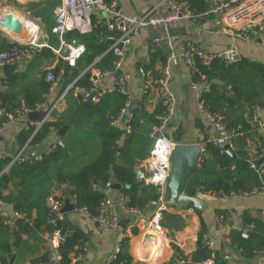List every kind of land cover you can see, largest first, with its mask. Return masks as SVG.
Returning a JSON list of instances; mask_svg holds the SVG:
<instances>
[{"label":"crops","instance_id":"1","mask_svg":"<svg viewBox=\"0 0 264 264\" xmlns=\"http://www.w3.org/2000/svg\"><path fill=\"white\" fill-rule=\"evenodd\" d=\"M154 1L115 0V3L126 13L141 15L148 10ZM14 3L0 0V18L9 12L14 14L19 18L22 31L19 35H14L10 30L0 26V51L13 42L15 37L21 36L31 41L28 46L30 48V55L23 62L11 64L7 73H4L3 66L0 67V93L3 94L5 101L11 104H24L25 95H29L32 98L38 97L49 107L62 93L64 79L61 75L54 90L47 98H44V93L41 89L44 74L46 70L54 69L60 61H62V69L60 71L62 74L64 67L62 56L66 54L68 45L73 40L76 44L81 45V43L78 42L76 32L66 33L62 41L50 32V27L54 23L55 11L60 0H25L19 4ZM176 29L172 35H169L172 44L171 49L165 47L163 44L155 48L153 40L160 35L161 31L160 29H150L142 31L126 51L122 71L130 75L128 91L131 95L132 102L135 104L134 106L141 107L147 114H152L161 107V100L154 83L158 68L166 62H163L159 57L160 54L164 55L167 60L170 53H176L186 40L195 41L208 52L234 47L239 51L241 56L264 63V31L257 37H253L248 33V39H244V32L241 25L228 26L221 16L214 15L192 20H181L176 26ZM150 53L154 56L152 61ZM148 56L150 57V62L147 63L146 59ZM82 59L83 56L77 59L78 66H74V68L77 69L78 76L73 78L69 84L76 81L87 69L91 71V79L94 78L97 69L92 64L86 65ZM139 67L144 68V75L138 73ZM72 70L69 68L67 77L71 75ZM116 78L115 73L101 77L96 80V85L97 87L111 85L116 81ZM189 82L190 76L185 69L183 61L177 59V63L171 68L170 81L171 90L176 98V107L175 113L168 124L167 133L173 137L179 136L177 141L180 144H185L194 137H196V142H198L200 139L214 134L213 128L209 125L203 112L199 108L196 95L189 87ZM219 89L228 97L232 96L235 91L234 86L230 87L229 84L224 88L221 82H219ZM78 92H82V89L72 86V89L58 102L48 120V122L53 124L49 127V132L46 137L40 142H30L32 133H30L24 143L19 142L18 135L21 132L23 133L24 131L26 132L32 129L27 115L7 122L0 132V157L2 159H10L22 147H25V155H42V153L49 151L57 143L64 145L65 141L68 140L73 143L79 142L76 145L77 152L81 150L80 142L85 144L86 149L84 154H82L84 158L80 156L72 163L71 168H76L79 164L86 163L84 162L85 160L89 161L94 158L97 155L100 142L98 132L93 128L95 124L94 119L88 121L87 128L84 129H73L67 125L56 129L54 126V123L61 122L64 117L63 115L72 109L76 99L75 93ZM228 113L230 118L242 116L248 119L250 115V111L244 103L234 104ZM260 117L264 122V109ZM118 126L121 129H125L123 123L118 124ZM149 127L151 129L152 125ZM60 129L64 131L62 135L58 133ZM258 134L261 136V141H263L264 124L258 128ZM261 141L257 139V136H253L247 140L245 149L250 156L255 154ZM147 155L143 158H140V155L135 156L134 165L143 163ZM209 157L210 152L207 159ZM230 171L233 175V166L230 168ZM44 188L46 192L49 190L46 202L51 197L56 196L57 185L52 178L45 180ZM34 191L36 195L39 189L36 187ZM18 192H20V187L17 179L10 182L3 191L4 195L8 193L18 194ZM106 194L114 201L115 213L123 224L117 229L98 230L95 223L88 216L74 213L72 210L66 212L61 211L63 217L70 225L83 230L85 233V238L79 242L85 240L88 243V250L80 264H104L105 260L114 254L115 247L121 241L124 232L129 235L126 251L130 254L131 260L134 263L139 262L140 258L149 260L147 264H156L160 261L175 259L171 244L177 246L181 253L187 257L195 250L197 234L201 226L200 218L196 211H191L189 208L170 207L167 205L168 207L165 212L167 215L172 216V220L175 221V224L170 226V216L162 219L163 234L165 232L168 235L167 238L164 234V242H170V246L163 247V257L153 261V258L150 256V246H148V243H152H145L143 241V232L139 231L136 226L139 220L142 218H150L153 212L149 211L148 207L145 210H138V213L135 214L125 213L118 205L121 192L118 189L109 188L106 190ZM196 195L202 197L207 203L206 209L201 212L202 219L208 230L206 235L215 242V248L224 254L228 264H264V256H242L238 249L230 245L229 236L227 235L229 230L234 228L236 219L240 218L239 215L244 209H247L252 217L259 218L264 222L260 215V210L264 209V190L249 195L238 194L219 198L215 197V195ZM65 201L66 197L64 198L63 205ZM152 208L154 211L156 207L152 206ZM216 208L227 210V213H224L227 223L223 229H219L215 225L214 217ZM0 214L4 215L6 219L14 218L12 205L0 201ZM135 229H137V233H134ZM12 233L9 231L7 237L10 252L5 254L6 264L9 262L7 254L14 256L12 264H32L31 261L34 258L48 252L51 248L50 233L46 231L30 234L23 233L18 238ZM15 241L18 242L17 245L12 246ZM0 264H3V262L0 261Z\"/></svg>","mask_w":264,"mask_h":264},{"label":"trees","instance_id":"2","mask_svg":"<svg viewBox=\"0 0 264 264\" xmlns=\"http://www.w3.org/2000/svg\"><path fill=\"white\" fill-rule=\"evenodd\" d=\"M59 1V0H58ZM110 3L112 0H104ZM186 1L190 9L195 13L202 12L206 9V4L202 0H179ZM108 32L104 26L103 17L93 19V29L90 33L78 34V42L84 46L83 61L86 65L92 64L95 69L104 71L111 69L115 60L112 52H105L108 47ZM53 55V54H52ZM151 61L154 59L150 53ZM163 62L165 56H159ZM96 58H98L96 60ZM152 63V62H151ZM75 66H78L76 62ZM202 73L210 80L208 89L202 91V98L215 110L225 108V122L227 126L235 131L234 144L237 149L235 156L232 157L227 153L220 154L216 148H210V157L206 159L201 168L192 169L185 179L184 191L189 195H196L194 187L201 184L204 191L215 193V197H226L238 195L244 192L249 193L252 189L256 191L264 190V180L262 175L249 167L248 160L250 155L245 149L248 139L257 136L258 127L252 124L248 119L242 116L230 118L229 109L234 105L244 103L249 111L254 105L264 107V63L251 60L247 57L240 56V59L231 64H223L218 61L211 62L209 69L206 65H200ZM73 69L71 75L64 79L62 89L64 90L73 78L78 76L77 69ZM62 69V61L53 69L59 73ZM91 71L87 69L80 75L73 87L88 90L92 86ZM219 82L227 87L229 84L235 87L232 96L228 97L219 89ZM42 92L48 90V84L43 81L41 84ZM227 90V89H226ZM96 102L85 101L81 99L80 93L77 94L72 109L63 115V120L54 123L56 129L64 125L73 129L87 128L88 121L94 119V130H97L100 142L97 155L86 163L80 164L77 168H71L80 156L84 158L85 144L80 142V151H76V145L66 140L64 145L56 144L49 151L42 153V159H29L23 163L13 164L7 171L0 174V201L12 205L15 212L23 215V221L17 225L16 230L12 233L16 238L20 234H30L35 232L51 233L53 227L47 224L48 208L47 196L45 191V180H54L57 187L59 185L73 186L72 193L75 196L78 205L86 206L91 214L97 212L99 202L106 195L105 185L113 181L120 184L118 189L121 194L127 198V206L138 210H145L152 207V201L159 199V192L151 185H146L138 181L134 175V159L140 155V158L147 155L151 147L149 137L150 125L156 123L154 115L159 113L162 106L152 114H147L141 107L134 106L132 117L127 123L129 132L125 134L122 129L111 120L118 116L124 105L125 98L117 93L102 94ZM99 96V97H100ZM25 95L24 104L28 108H34L39 102L38 97L32 98ZM0 99L5 101L3 94L0 93ZM143 120V121H141ZM53 123L47 122L42 125L31 137L30 142L37 143L43 140L49 132V127ZM32 129L21 132L18 135L20 143H24ZM262 141L257 147L260 151ZM84 149V150H83ZM82 158V159H83ZM81 159V160H82ZM8 158H3L0 162V172L8 162ZM234 167V174H231L230 168ZM264 171V165H262ZM52 174H50V172ZM50 175V176H49ZM264 175V174H263ZM18 180L20 192L8 193L4 195L3 191L7 185ZM39 191L35 195V188ZM202 194V193H200ZM200 218V229L197 234L196 248L189 257L183 255L177 246L171 244L175 258L182 260L180 264H197L209 257V249L202 245L201 238L207 233V227L202 219L201 212L196 211ZM227 213L226 209L216 208L215 214ZM163 212V219L169 217ZM243 223H253V229L250 231L247 239H244L234 229L228 232L230 245L234 246L244 257H253V250L264 245V222L259 218L252 217L247 209H244L239 215ZM170 226L175 224L172 220ZM6 217L0 214V261L6 264L5 254L10 252L7 237L9 235L8 225L5 223ZM163 224V223H162ZM73 235L64 244L60 246L63 255V261H68L69 254L74 250L79 241L85 238V233L72 225ZM137 233V229L134 230ZM17 241L12 246L17 245ZM126 241L123 247L116 255L117 260H131L130 254L126 251ZM47 253L34 258L32 264H48ZM215 264H228L226 257L221 251L215 248ZM161 259V257H160ZM135 264H146L137 262Z\"/></svg>","mask_w":264,"mask_h":264},{"label":"built area","instance_id":"3","mask_svg":"<svg viewBox=\"0 0 264 264\" xmlns=\"http://www.w3.org/2000/svg\"><path fill=\"white\" fill-rule=\"evenodd\" d=\"M202 1L206 4V9L202 12L195 13L193 9L189 8L186 1L155 0L146 12L141 15H135L122 11L116 5L115 0H112L110 3H105L104 0H60L55 11L54 23L50 27V32L55 34L60 41L63 40L65 34L68 32H76L78 34L90 33L93 29V19L101 16L103 17L104 26L108 32L106 39H108L109 43L105 52H112L115 56L111 69L104 71L96 70L94 75L95 79H91V88L75 93V95L77 96V94L80 93L82 100L93 102H96L102 94L117 93L123 96L125 98L124 105L118 116L113 118L110 123L115 125L122 123L121 117L126 114L127 118L123 124L127 132H129L127 123L132 117V111H129L132 105V98L128 91L130 75L123 72L122 75L116 78L113 84L103 87H97L96 80L116 73L120 69L122 70L126 51L142 31L160 29V35L153 40L154 46L157 48L163 44L169 49L172 48V44L168 29L176 27L181 20L186 19L192 20L210 15L221 16L228 26L241 25L244 32V39H248V33L253 37H257L264 31V0ZM28 46H23L19 42H11L0 51V67L6 64H18L23 62L30 55V48ZM83 53L84 46L82 44H76L73 40L72 43L68 45L67 52L62 56V59L68 67H74L77 59L80 58ZM240 56L239 51L234 47L208 52L195 41L186 40L180 46L179 50L176 53L171 52L166 62L158 68L154 83L161 100L162 109L159 113L154 115L156 123L149 132V137L152 141L149 153L144 159V162L134 165L133 169L135 178L138 181L156 188L157 192H159V199H164L173 166V153L176 146L179 144L173 136L167 133L168 124L175 113L176 107V98L170 87L172 66L177 63V59L183 61L185 69L190 76L189 87L194 91L199 108L214 130V134L208 135L195 143L198 148V155L194 168H201L204 161L207 159L210 148H216L220 154H223L226 153V146L231 148L234 152L237 147L234 144L235 131L229 128L225 122V108L223 107L215 110L201 96L202 91L208 89L210 80L202 73L200 65H206L208 67L207 69H209L211 62L214 61L227 65L238 61ZM146 62H150L149 56ZM138 73L144 75V68L139 67ZM61 75V72L55 73L53 69L46 70L44 82L48 84V90L44 93V98H47L54 90ZM74 83L75 81L69 84L49 107L46 106L43 101L37 103L34 108H28L25 104H11L0 99V132L7 122L25 116L30 111L43 110L44 114L42 118L30 124L32 127L31 136H33L42 125L48 122L51 112L55 109L58 102L64 98L66 93L72 89ZM92 92L94 93L93 95H91ZM263 109L264 107L260 105H254L250 110L249 121L258 128L262 127L264 124L260 117ZM157 133H160V136L157 137ZM262 143L260 151H256L248 160L249 167L259 175H263L264 172L262 170V165H264V163L261 165L258 164V160L264 156V140ZM29 159L41 160L42 155H25V147H22L8 160L0 174L7 171L13 164L23 163ZM1 160L2 157H0V162ZM65 187H68L70 190V194L67 198L72 206V211L77 214L88 216L95 223L98 230L117 229L120 227L121 220L115 213L114 201H112L107 194L99 202L97 212L91 214L86 206L77 204L75 196L72 193L73 186L67 184L57 187L56 196L51 197L47 201V224L53 227L50 233L51 248L47 253L48 260L52 262V264H80L88 250V243L85 240L76 245L74 250L69 254L67 262L63 261V255L60 251V246L73 235V228L63 217L61 212L64 198L66 197L64 196ZM105 188L106 190L111 188V183L107 182ZM194 192L195 194L202 193L208 196L215 195V193L211 191H204L201 184L194 187ZM257 192L256 189H252L249 193L244 192L242 195H249ZM126 202L127 198L121 194L118 205L122 211L129 214L138 213V209L128 207ZM155 203L156 201H152L151 205L154 206ZM164 210H166L165 205L157 207L150 218H142L136 223L137 229L143 232V241L145 243H152H148V246H150V256L153 258V261L163 257V247H167V245L169 247V242H164L165 238L162 228V213ZM260 215L264 220V209L260 210ZM18 218L23 219V215L14 211V218L5 220L10 232L16 230L15 222ZM214 221L217 228L223 229L227 223L226 215L224 213L215 214ZM234 229L242 238L247 239L250 231L253 229V223H243L239 218L236 219ZM128 237V233L124 232L122 234V239L116 245L114 254L106 259L104 264H135L132 260H117L116 257L123 247L124 241L127 243ZM201 243L209 249L210 253L206 260L197 264H215V242L204 234L201 238ZM253 254L264 256V245L255 248ZM140 260L139 262H143L144 258H140ZM181 262L183 261L175 258L160 261L156 264H180Z\"/></svg>","mask_w":264,"mask_h":264},{"label":"water","instance_id":"4","mask_svg":"<svg viewBox=\"0 0 264 264\" xmlns=\"http://www.w3.org/2000/svg\"><path fill=\"white\" fill-rule=\"evenodd\" d=\"M104 15V13H103ZM0 26L5 27L6 29L10 30L14 33V35H19L22 31L21 24L19 22V19L12 13H6L0 18ZM176 27L169 28L168 33L169 35H172L174 31H176ZM13 42H19L23 46H28V44L31 42L29 39L20 37H15ZM11 64H6L3 66L4 73H7L9 71V67ZM69 67L64 62V67L62 71V77L63 79L67 78L68 76ZM123 74V71L120 69L115 73V77H118ZM95 79V77L93 78ZM233 85H230L232 87ZM94 93L92 92L91 95ZM134 103L132 102L131 107L129 108V111H132L134 107ZM44 114L43 110H34L27 113V117L30 122H34L36 120H39L42 118ZM127 118V115L124 114L121 117V122L124 123ZM63 129H60L58 131L59 135L63 134ZM122 132L125 134L127 132L126 129H122ZM156 136H160V133H157ZM175 140L179 139V136L174 137ZM196 143V137H194L192 140H189L185 144H178L174 150L173 153V166L171 169L170 174V180L166 188L164 199H158L154 205V207H161L162 205H169L170 207H178V208H189L191 211H199L203 212L206 207L207 203L206 201L198 196V195H189L184 191V185H185V179L188 173L194 169L195 163L197 160L198 155V148L195 145ZM226 153L230 156L234 157L235 153L234 151L226 146ZM264 163V156L261 157L258 160V164L261 165ZM262 179L264 180V175H262ZM120 184L113 181L111 183L112 189H120ZM64 194L66 196L65 204L63 205L61 211L66 212L69 210H72V206L69 203V200L67 196L70 194V190L68 187L64 188ZM149 211L153 212V208L149 207ZM23 221L22 218L16 219V225H19ZM120 225H123L122 222H120ZM215 228V227H214ZM7 257L9 258L8 264H12L14 260V256L12 254H7ZM145 263H148L149 260L144 259ZM48 264H52V262H49Z\"/></svg>","mask_w":264,"mask_h":264},{"label":"rangeland","instance_id":"5","mask_svg":"<svg viewBox=\"0 0 264 264\" xmlns=\"http://www.w3.org/2000/svg\"><path fill=\"white\" fill-rule=\"evenodd\" d=\"M4 1H5V2H10V3H14V2H15V3H18V4H19V3H21V2H24L25 0H4ZM15 3H14V4H15ZM151 143H152V142H151ZM90 160H91V159H90ZM87 161H88V160H85L84 162H87ZM78 166H80V164H79ZM78 166H77V167H78ZM77 167H76V168H77ZM165 206H166V209H167L168 206H167V205H165ZM165 211H166V210H164L163 212H165ZM162 214H163V213H162ZM164 234H165V236L168 238L167 233L164 232ZM168 240H169V239H168ZM169 246H170V242H169ZM171 248H172V247H171Z\"/></svg>","mask_w":264,"mask_h":264}]
</instances>
